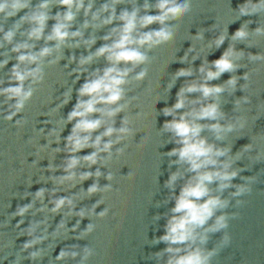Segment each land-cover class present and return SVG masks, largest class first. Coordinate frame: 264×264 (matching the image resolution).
<instances>
[{"label":"clouds","instance_id":"obj_1","mask_svg":"<svg viewBox=\"0 0 264 264\" xmlns=\"http://www.w3.org/2000/svg\"><path fill=\"white\" fill-rule=\"evenodd\" d=\"M121 5L126 7L117 11ZM54 7L63 10L52 14ZM191 10L192 0H144L143 4H139L138 0H104L98 7L96 0H0V70H4L11 60H15L5 74L6 79H0V97H3L0 108L6 105V110L0 111V116L5 121H14L16 127L27 123L26 120L16 117L23 113L28 102L32 100L36 86L44 82L45 68L55 66L65 59L66 48H83L87 52L86 55H71L67 58L69 64L76 65L69 73L70 76L75 75L74 83L79 81L81 76L84 81L75 90L74 106L66 117H63L65 126L72 125L69 135L64 138V148L57 149V153L63 151L67 154L59 166L63 174L49 176L47 182L50 181L56 187H41L31 193L30 203L17 205L12 213L13 218H20L16 227L25 224L24 218L37 208L35 202H40L36 214L47 209L54 217L62 216L50 233L55 239L60 238V229H67L65 236L77 233L74 238L82 240L96 230V225L92 222L80 230V222L83 219L96 216L97 219L103 220L108 216L110 209L107 207L96 211L102 201L97 200L90 209L80 207L77 210V203L73 198L75 194L59 195V189L77 179L82 184L94 178V182L85 191L88 198L113 190V174L102 172L101 168L105 167V158H110L114 148L116 155H123L125 149L116 145L133 135L128 118L123 116L120 126H115L116 117L127 107V104L121 103L126 97V87L132 81L143 82L146 79L148 69L141 66L151 62L149 53L174 39L175 28L170 22L187 17ZM153 11L156 14H151ZM235 11L239 13V17L261 16L264 14V0H244ZM81 13L84 20L77 24ZM49 21H53L51 26ZM248 23L250 21L242 24L232 34L231 39L243 41L248 38ZM152 25L158 27L152 28ZM105 29L107 30L104 35L97 37L96 33ZM251 32L264 35V26L259 25ZM197 36L204 39V32H198ZM227 36L228 33H220L211 41L219 48ZM97 39L103 43L93 50ZM242 55V50H237L230 44L219 58L211 62L205 59L195 79H192V68H182L175 74L176 81L187 79L190 82L181 86L174 104L162 110V115L166 118L162 130L169 135L168 142L175 145L167 153L169 177L165 181V187L169 189V195L164 203H174L163 214V233L151 241V244L163 242L166 245L152 254L157 262L212 264V258L218 253L215 247H206L211 234L227 229L229 218L235 219L238 216L235 212L229 214L225 211L232 202L224 196L225 191L235 189L230 193L234 199L251 192L248 184L233 183V180L240 176V171L234 168L233 161L228 159L231 147L209 142L208 137L202 135L207 130L213 134L214 141H222L224 134L232 132L237 123L241 128L244 126L240 118H237L236 122L223 123L226 114L219 102L221 94L226 92L225 84L235 88L238 83L237 76L232 75L223 84L211 83L226 72H235L239 68L236 59ZM250 56L253 59H264L262 54L250 53ZM101 59L105 62L104 66L91 69V66ZM186 60V56L181 58L182 63H186ZM243 77L247 80L248 74L245 72ZM174 86L175 84L166 87L168 93ZM72 93L73 89L63 93L64 98L54 110L59 111L65 107L71 101ZM241 98L245 103L249 102L247 97ZM50 134L55 135V132L51 131ZM52 143L59 144L60 139ZM245 147L250 148L251 145ZM86 149L92 151L86 155H78ZM96 165L99 167L94 172L77 173V169H91ZM173 165L176 166L175 171L171 170ZM47 171L55 173L57 168L49 166ZM101 177L108 183L101 186ZM128 178L133 177L129 174ZM242 203L243 201L236 199L237 206ZM65 209L67 216L79 218L71 228L64 220ZM160 218L158 214L154 220ZM46 225V220L31 219L22 230L21 234L28 237L19 250L23 260L35 264L44 258L37 246L44 244L50 237ZM38 229H43L41 235H36ZM221 242L227 245L230 236L225 233ZM25 253L27 255H23ZM94 255L95 250L92 247L72 245L62 248L55 260L88 264ZM13 264H21V259H14Z\"/></svg>","mask_w":264,"mask_h":264},{"label":"water","instance_id":"obj_2","mask_svg":"<svg viewBox=\"0 0 264 264\" xmlns=\"http://www.w3.org/2000/svg\"><path fill=\"white\" fill-rule=\"evenodd\" d=\"M103 2L104 0H96V6ZM143 2L144 0H138L139 4ZM243 2L244 0H192L189 15L170 22L175 28L174 39L149 53L151 62L141 66L148 69V76L143 82L132 81L126 87V97L121 103L127 104V107L116 117V127L120 126L123 116L130 120L129 127L133 135L116 145L125 149L123 155H116L114 148L110 158H105V167L101 168L102 172L113 174L114 178L111 181L113 190L88 198L85 191L94 182V178L82 184L77 179L59 189V195L75 194L73 198L77 203V210L80 207L90 209L97 200L102 201V205L96 209L97 212L102 211L104 207L110 209L108 216L103 220L89 216L90 220L85 218L80 222V230L89 222L96 225V230L82 240L74 238L77 233L65 236L64 232L67 229H60L59 239L51 237L50 233L56 228L62 216L54 217L47 209L36 214L40 202H35L37 208L24 218L25 224L19 228L16 225L20 218H13L12 213L17 205L30 203L31 193L41 187L48 189L56 187L50 181L47 182L49 176L63 174L59 166L67 154L63 151L57 153V149L64 148V138L69 135L72 127L71 124L64 125L63 117H66L74 106L75 90L84 81V77L81 76L80 80L74 83L76 77L70 76L69 73L76 65L69 64L67 58L71 55L77 57L81 54L86 55L85 49L66 48L65 59L55 66L45 68L44 82L36 86L32 100L28 102L23 113L16 117L26 120V124L16 127L14 121L7 122L0 116V264H13V260L17 258L21 259V264H33L29 260H23L19 251L22 243L28 239L21 234L22 230L31 219L46 220L50 235L44 244L37 246L44 258L35 264H76V261L55 260L62 248L72 245L80 247L87 245L95 250V255L90 258L88 264H163L162 261L157 262L152 254L162 250L166 245L163 242L151 244V241L163 233L165 223L163 214L174 203L164 201L169 195V189L165 187V181L169 177L167 153L175 145L168 142L169 135L162 130L166 119L162 115V110L166 106H172L181 86L190 82L187 79L176 81L175 74L178 70L192 68L194 71L192 79H195L204 60L211 62L219 58L230 44L243 51L239 59L234 57L239 68L233 73L222 74L211 83L223 84L232 75L237 76L238 83L235 88L225 84L226 92L221 94L219 102L226 114L223 123L236 122L237 118H240L244 126L241 128L237 123L232 132L224 134L222 141H214L213 134L207 130L202 135H206L209 142L231 147L228 159L232 160L233 167L240 171V176L235 178L233 183H246L250 186L251 192L234 199L230 193L235 189L225 191L224 196L232 201L225 211L229 214L235 212L238 216L235 219L229 218L227 229L211 234L206 247L217 249L218 254L212 258V264H264V59H253L250 56V53L264 55V35L251 32L259 25L264 26V14L239 17L235 10ZM122 7L126 5L119 6L117 11ZM58 10L63 9L54 7L52 14ZM151 14L156 13L153 11ZM83 20L81 13L77 18V24ZM249 21V37L243 41L232 40V34ZM11 23L12 20L9 21V24ZM52 23L53 21H49V26ZM151 27L157 28L158 25ZM106 30L97 32V37L103 36ZM90 31L89 29L88 32ZM88 32L85 33L86 36ZM198 32H204V39L197 36ZM220 33H228V36L224 44L216 48L211 39ZM102 43V40L97 39L93 50ZM184 56L187 58L186 63L181 62ZM14 63L13 59L4 70H0V79H6L5 74ZM104 63L101 59L93 64L91 69L103 67ZM139 70L138 68L137 71ZM245 72L248 74L247 80L243 77ZM173 84L175 86L168 93L166 87ZM72 89L71 101L61 110L55 111V106L64 98L62 94ZM241 97H247L249 102L245 103ZM2 101L3 97H0V102ZM4 110L6 105L0 108V111ZM51 131H54L55 135H51ZM59 139V144L52 143ZM162 145L164 146L161 147ZM245 145L251 147L246 148ZM91 151L86 149L78 155H86ZM49 166L56 167L57 171L48 172ZM97 167L99 165L91 169H77V173L94 172ZM175 169L176 166L173 165L171 170ZM129 174L132 175V179L128 178ZM245 177L253 179L247 180ZM107 183L103 177L100 178L101 186ZM56 184L58 186L59 181ZM176 191L178 193L179 188ZM236 199L243 203L237 206ZM64 212V220L71 228L79 218L67 216V209ZM158 214L161 218L154 220ZM42 233L43 229H38L36 235ZM225 233L230 236L227 245L221 242V237Z\"/></svg>","mask_w":264,"mask_h":264}]
</instances>
